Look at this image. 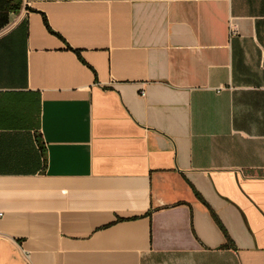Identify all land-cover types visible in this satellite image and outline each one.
I'll return each instance as SVG.
<instances>
[{"label":"crops","instance_id":"1","mask_svg":"<svg viewBox=\"0 0 264 264\" xmlns=\"http://www.w3.org/2000/svg\"><path fill=\"white\" fill-rule=\"evenodd\" d=\"M263 169L264 0L0 13V264H264Z\"/></svg>","mask_w":264,"mask_h":264},{"label":"trees","instance_id":"2","mask_svg":"<svg viewBox=\"0 0 264 264\" xmlns=\"http://www.w3.org/2000/svg\"><path fill=\"white\" fill-rule=\"evenodd\" d=\"M22 7H23V0H0V13H15V14H17L21 11ZM45 22H46L47 27L49 28L46 19H45ZM69 49H71V48H69ZM71 50H73V49H71ZM73 51L78 56H80V53L78 51H75V50H73ZM210 211H211V214H212L215 222L219 225V227L221 228V230L223 231V233L227 239V243L224 246V248H235V246L233 245L229 235L227 234L225 228L223 227V225L220 222L217 215L212 210H210Z\"/></svg>","mask_w":264,"mask_h":264},{"label":"built area","instance_id":"3","mask_svg":"<svg viewBox=\"0 0 264 264\" xmlns=\"http://www.w3.org/2000/svg\"><path fill=\"white\" fill-rule=\"evenodd\" d=\"M144 95V94H143ZM262 172V176L264 177V169L261 171Z\"/></svg>","mask_w":264,"mask_h":264}]
</instances>
